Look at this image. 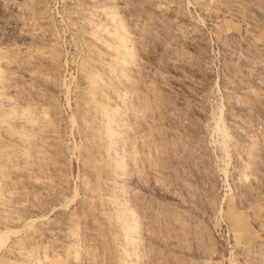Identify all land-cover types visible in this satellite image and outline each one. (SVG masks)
<instances>
[{
	"label": "rangeland",
	"instance_id": "obj_1",
	"mask_svg": "<svg viewBox=\"0 0 264 264\" xmlns=\"http://www.w3.org/2000/svg\"><path fill=\"white\" fill-rule=\"evenodd\" d=\"M263 255L264 0H0V264Z\"/></svg>",
	"mask_w": 264,
	"mask_h": 264
},
{
	"label": "bare ground",
	"instance_id": "obj_2",
	"mask_svg": "<svg viewBox=\"0 0 264 264\" xmlns=\"http://www.w3.org/2000/svg\"><path fill=\"white\" fill-rule=\"evenodd\" d=\"M186 64H187V63H186ZM198 66H199V65H198ZM192 68H193V67H192ZM200 70H201V69H200ZM198 71H199V69H198ZM178 90H179V89H178ZM178 92H179V91H178ZM173 93H174V92H173ZM177 96H178V95H177ZM184 96H185V95H184ZM184 96H183V97H184ZM181 97H182V95H181ZM184 99H185V98H184ZM186 99H187V98H186ZM179 101H180V100H179ZM182 101H183V100H182ZM184 102H185V100H184ZM179 104H180V102H179ZM181 104H182V103H181ZM181 104H180V105H181ZM189 106H190V105H189ZM191 106H192V105H191ZM193 106H194V105H193ZM190 108H191V107H190ZM193 108H194V107H192V109H193ZM196 108L198 109V107H196ZM184 109H186V108H184ZM188 111H189V110H188ZM185 112H186V111H185ZM198 112H199V111H198ZM195 113H196V112H195ZM186 114H187V113H186ZM188 114H189V113H188ZM192 114H193V113H192ZM236 114H237V113H236ZM182 116H184V115H182ZM193 117H194V115H193ZM185 119H188V118H185ZM229 119H230V118H229ZM233 119H234V118H233ZM182 120H183V119H182ZM188 120L191 122L190 119H188ZM188 120H186V121H188ZM234 120H235V119H234ZM234 120H231V121H234ZM229 121H230V120H229ZM238 122H239V121H238ZM184 123H185V122H184ZM188 124H189V122H188ZM240 124H241V123H239V125H240ZM230 125H232V124H230ZM239 125H238V126H239ZM243 125H244V123H243ZM245 125H246V124H245ZM245 125H244V126H245ZM187 126H188V125H187ZM189 126H190V125H189ZM233 126H234V125H233ZM240 126H241V125H240ZM231 128H233V127H231ZM234 128H235V126H234ZM234 128H233V129H234ZM243 128H246V127H243ZM235 130H236V128H235ZM237 130H238V129H237ZM238 132H239V131H238ZM247 133H248V132H247ZM194 134H195V133H194ZM191 136H193V135L191 134ZM193 137H194V136H193ZM196 141H197V140H196ZM178 142H179V141H178ZM189 142H190V141H189ZM195 143H197V142H195ZM171 144H172V143H171ZM174 144H175V143H174ZM176 144H177V143H176ZM197 144H198V145H196V146H199L200 143H197ZM201 145H202V144H201ZM173 146H174V145H173ZM178 146H179V143H178ZM178 146H177V147H178ZM181 146H182V145H181ZM190 146H191V143H190ZM184 147H185V146H184ZM191 147H192V146H191ZM171 148H172V147H171ZM186 148H187V147H186ZM192 148H193V147H192ZM156 149H159V147L156 148ZM182 149H183V147H182ZM188 149H190V148H188ZM195 149L197 150L198 147L195 148ZM195 149H193V151H194ZM201 149H202V147L200 146V151H201ZM174 150H175V149H174ZM174 150H172V151L174 152ZM159 151H160V149H159ZM180 151H181V150H180ZM186 151H187V150H186ZM197 151H198V150H197ZM200 151H199V152H200ZM170 152H171V151H170ZM182 152H183V151H182ZM194 152H195V151H194ZM201 153H202V151H201ZM174 154H175V152H174ZM174 154H173V155H174ZM179 154H180V153H179ZM191 154L194 155L193 152H191ZM202 154H204V153H202ZM182 155H183V154H182ZM182 155H181V156H182ZM184 156H185V155H184ZM190 156H191V155H190ZM194 156H195V155H194ZM200 156L203 157L201 154H200ZM175 157H176V156H175ZM185 157H186V156H185ZM173 158H174V156H173ZM179 158H181V157H179ZM179 158H178V159H179ZM192 158H195V157H191V160H192ZM199 158H200V157H199ZM199 158H198V159H199ZM203 158H204V157H203ZM178 159L176 160L177 162H178ZM183 159H184V158H183ZM189 159H190V157H189ZM189 159H188L187 161H189ZM195 159H197V158H195ZM201 159H202V158H201ZM179 160H180V159H179ZM181 160H182V159H181ZM184 160H185V159H184ZM194 161H196V160H194ZM197 161H198V160H197ZM183 162H184V161H183ZM198 162H199V161H198ZM200 162H201V161H200ZM190 163H191V165H193L192 162H190ZM193 163H194V162H193ZM198 164H202V163H198ZM188 165H189V164H188ZM202 167H204V165H202ZM201 169H202V168H200V170H201ZM204 169H205V168H204ZM194 170L196 171V169H194ZM152 172H154V171H152ZM197 172H198V171H197ZM203 172H204V171H203ZM200 173H202V171H201ZM200 173H199V174H200ZM154 174H155V173H154ZM202 175H203V174H202ZM153 176H154V175H153ZM119 181H121V180H119ZM117 182H118V181H117ZM119 183H120V182H119ZM169 191H170V190H169ZM111 192H112V191H111ZM186 192H187V191H186ZM188 192H189V191H188ZM113 193H114V192H113ZM174 193H175V192H174ZM133 194H135V193H133ZM133 194H132V195H133ZM110 195H111V194H110ZM113 196H114V194H113ZM113 196H112V197H113ZM131 197L134 198V199H135V198L137 199V198H138V195H137V196H136V195H133V196H131ZM126 198H127V197H126ZM132 198H131V199H132ZM122 199H123V198H122ZM114 200H115V199H114ZM126 200H127V199H126ZM140 200H141V198H140ZM115 203H116V202H115ZM123 203H124V202H123ZM134 203H135V202H134ZM138 204H140V203H138ZM127 205H128V204H127ZM149 206H150V205H149ZM125 207H126V205H125ZM119 208H120V207H119ZM120 210H121V209H120ZM122 211H123V210H122ZM119 213H121V212H119ZM122 214H123V213H122ZM143 214H144V213H143ZM123 216H124V215H123ZM146 218H147V217H146ZM142 219H143V218H142ZM147 220H148V219H147ZM147 227H149V226H147ZM150 228H151V226H150ZM153 228H154V227H153ZM170 229H171V228H170ZM177 229H178V228H177ZM171 230H172V229H171ZM121 234H122V232H121ZM122 235H123V234H122ZM121 241H122V240H121ZM122 242H123V241H122ZM123 244H125V243H123ZM123 248H124V247H123ZM253 257H254V256H253ZM263 257H264V255H263ZM30 258H31V257H30ZM258 259H259V258H258ZM259 261H260V260H259ZM262 261H263V260H262ZM260 263H261V262H260Z\"/></svg>",
	"mask_w": 264,
	"mask_h": 264
}]
</instances>
